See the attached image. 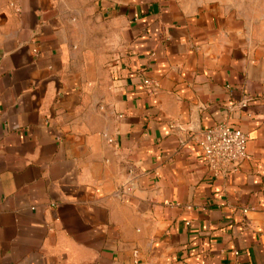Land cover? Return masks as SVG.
I'll return each mask as SVG.
<instances>
[{"label":"crops","instance_id":"obj_1","mask_svg":"<svg viewBox=\"0 0 264 264\" xmlns=\"http://www.w3.org/2000/svg\"><path fill=\"white\" fill-rule=\"evenodd\" d=\"M0 264H264V0H0Z\"/></svg>","mask_w":264,"mask_h":264},{"label":"built area","instance_id":"obj_2","mask_svg":"<svg viewBox=\"0 0 264 264\" xmlns=\"http://www.w3.org/2000/svg\"><path fill=\"white\" fill-rule=\"evenodd\" d=\"M143 87L153 94L158 84L145 79ZM241 107H244V104ZM246 142L247 136L239 129L216 124L201 134L198 145L203 162L211 172L231 173L235 172L246 158Z\"/></svg>","mask_w":264,"mask_h":264},{"label":"rangeland","instance_id":"obj_3","mask_svg":"<svg viewBox=\"0 0 264 264\" xmlns=\"http://www.w3.org/2000/svg\"><path fill=\"white\" fill-rule=\"evenodd\" d=\"M240 6H241V2H240Z\"/></svg>","mask_w":264,"mask_h":264}]
</instances>
